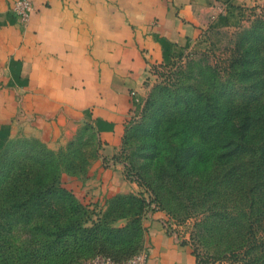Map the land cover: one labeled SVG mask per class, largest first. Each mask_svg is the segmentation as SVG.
Returning <instances> with one entry per match:
<instances>
[{
  "label": "trees",
  "instance_id": "16d2710c",
  "mask_svg": "<svg viewBox=\"0 0 264 264\" xmlns=\"http://www.w3.org/2000/svg\"><path fill=\"white\" fill-rule=\"evenodd\" d=\"M222 31L213 28L205 35ZM228 44L222 58L209 46L184 60L179 54L154 65L158 80L127 121L122 139L123 144L139 135L147 160L143 167L159 169L151 185L135 166L126 165V175L146 186L149 199L142 191L117 193L93 216L95 210L61 182L59 151L36 137L5 141L0 147V248L17 223L30 224L21 250L37 260L42 254H81L106 244L121 250L140 245L144 212L150 200L161 208L158 194L167 188L188 216L195 207L200 218H211L205 225L209 234L230 237L225 255L230 261L264 264V18L236 27ZM21 157L28 163L17 166ZM193 251L198 264L212 262Z\"/></svg>",
  "mask_w": 264,
  "mask_h": 264
},
{
  "label": "crops",
  "instance_id": "0c3cea01",
  "mask_svg": "<svg viewBox=\"0 0 264 264\" xmlns=\"http://www.w3.org/2000/svg\"><path fill=\"white\" fill-rule=\"evenodd\" d=\"M0 0V147L18 136L58 147L91 121L100 155L70 184L103 205L136 191L114 153L133 97L157 79L154 65L192 47L210 29L238 24L254 0H32L26 24ZM153 75V77L151 76ZM107 163L108 165H106ZM157 210L142 217L147 264H198L186 236ZM118 220L117 224L124 223Z\"/></svg>",
  "mask_w": 264,
  "mask_h": 264
},
{
  "label": "rangeland",
  "instance_id": "374dc122",
  "mask_svg": "<svg viewBox=\"0 0 264 264\" xmlns=\"http://www.w3.org/2000/svg\"><path fill=\"white\" fill-rule=\"evenodd\" d=\"M255 17L264 18V5H260L259 3L256 4L253 10L247 11L246 14H243L238 24L221 28L223 30L221 33L212 32L209 35L202 36L200 40L192 45V47L186 49L180 54L182 55L181 58L184 60L188 55H192L194 51L203 50L209 46L216 47L220 58L225 57L229 52L228 47L230 45H227V43L229 41L231 31H233L238 26L249 24ZM177 59H180V57L178 56L175 60ZM151 76L153 77V75ZM157 80L158 79H156L154 82ZM143 99L144 98L140 96L135 99L136 104L132 107V111H128L125 125L129 119L134 117L135 113H137L136 111L140 109ZM24 137L27 136H18V138ZM16 138L17 137L8 139L6 140V143H10ZM122 139L123 134L120 145L114 153V157L117 161L123 164L126 178L134 180L130 176L126 175V165L129 167L135 166V168H137L142 173L141 176L143 179L147 183L154 185L155 171L156 169L157 171L159 169L157 166L155 168L154 165H152L151 168L149 166L143 167V164L146 163L147 160L141 154L143 153V150L140 149V146L142 145V138L139 135H133L129 137L127 142H124L123 144ZM69 142H71V144H69ZM48 147L59 151L60 179L63 185L72 191L73 186H71L70 183L74 180H81V178L83 179L86 176L87 170L91 163L101 154V141L98 131L95 125L89 120L80 121L73 136L67 139L64 144L58 147ZM17 163V166L21 164H27L28 159L21 157ZM105 164L108 165L107 163ZM134 182L137 186V190L134 192L142 191L149 199L150 192L148 189H146V186L144 184H139L137 180H134ZM169 185L173 189L172 182H170ZM166 189L167 188L158 194L162 205L161 208H159L153 200H150V203L147 206L144 214L146 212L150 213L152 210L162 212L164 214L163 219L167 227H169L170 230H175L176 232L178 231L182 236H186V239L192 247V250L194 248L195 252L199 254L200 257H212V262L210 264H241L240 262H232L225 256L230 253L229 251L231 245L228 244L230 237L219 238L221 235L214 237L213 235L209 234V231L205 229V225L211 224V218H207L204 213L203 216H205V219L204 217L200 218V212L197 214L194 212L197 209L195 207H191V216H188V213L185 212V207L181 204V201L178 199V195L175 193V191L171 190L173 191L172 193L171 191H166ZM80 201L85 203L87 206L89 205L87 202L82 200ZM91 208L95 210L92 213V215L95 216V213L102 209L103 205L93 204L90 206V209ZM199 218L201 221L197 225L196 221H199ZM31 231L32 229L30 224L23 225L17 223L14 225V228L7 236L5 245L0 248V264H75L79 260L93 255V252L96 253L106 251L110 254L112 253L114 255L127 257L142 247V244H138L130 246L125 250H121L119 247L106 244L105 247L86 249V251L81 254H78L77 251L73 252L72 250H69L67 252H61L57 253L56 255H52L46 251L47 256L46 254H42L41 258L37 260L33 259L31 256H24V252L21 250V247L25 249V245L23 244L27 242L28 238H30Z\"/></svg>",
  "mask_w": 264,
  "mask_h": 264
},
{
  "label": "built area",
  "instance_id": "2783aa9c",
  "mask_svg": "<svg viewBox=\"0 0 264 264\" xmlns=\"http://www.w3.org/2000/svg\"><path fill=\"white\" fill-rule=\"evenodd\" d=\"M254 2V6L258 3L264 5V0H254ZM32 9V0H13L10 5V10L18 17L21 24L28 22ZM147 257L148 251L145 247H142L130 256L122 259H116L104 252H96L89 257L79 260L75 264H147Z\"/></svg>",
  "mask_w": 264,
  "mask_h": 264
}]
</instances>
